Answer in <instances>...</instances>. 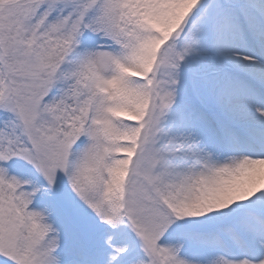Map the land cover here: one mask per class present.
Instances as JSON below:
<instances>
[{
  "label": "snow or ice",
  "instance_id": "6c2138e0",
  "mask_svg": "<svg viewBox=\"0 0 264 264\" xmlns=\"http://www.w3.org/2000/svg\"><path fill=\"white\" fill-rule=\"evenodd\" d=\"M0 264H264V0H0Z\"/></svg>",
  "mask_w": 264,
  "mask_h": 264
}]
</instances>
